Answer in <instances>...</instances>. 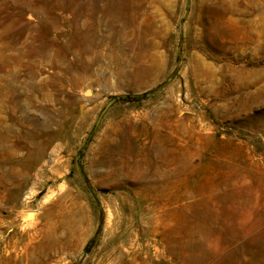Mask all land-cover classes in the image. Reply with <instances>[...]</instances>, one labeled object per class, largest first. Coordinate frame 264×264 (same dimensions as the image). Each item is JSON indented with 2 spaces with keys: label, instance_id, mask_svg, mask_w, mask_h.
Returning <instances> with one entry per match:
<instances>
[{
  "label": "rangeland",
  "instance_id": "1",
  "mask_svg": "<svg viewBox=\"0 0 264 264\" xmlns=\"http://www.w3.org/2000/svg\"><path fill=\"white\" fill-rule=\"evenodd\" d=\"M0 264H264V0H0Z\"/></svg>",
  "mask_w": 264,
  "mask_h": 264
},
{
  "label": "bare ground",
  "instance_id": "2",
  "mask_svg": "<svg viewBox=\"0 0 264 264\" xmlns=\"http://www.w3.org/2000/svg\"><path fill=\"white\" fill-rule=\"evenodd\" d=\"M130 15L124 12H102L101 15H97L94 12H84L83 13V21L82 28H84L85 34L84 37L87 40H95L97 42L102 41H112L115 37V29L116 22L120 20H127L131 16H134L133 12H129ZM104 22V26L106 28V32L104 34H96V29L99 28L101 22ZM88 92V91H87ZM13 180H17L18 177L13 175L11 177ZM21 178V177H20Z\"/></svg>",
  "mask_w": 264,
  "mask_h": 264
},
{
  "label": "water",
  "instance_id": "3",
  "mask_svg": "<svg viewBox=\"0 0 264 264\" xmlns=\"http://www.w3.org/2000/svg\"><path fill=\"white\" fill-rule=\"evenodd\" d=\"M111 105H112V101L109 102V103L107 104V106L103 109V111L101 112V114H100V116H99V118H98V120H97V123H96V125H95V128H96L97 125L99 124L101 117H102V116L104 115V113L108 110V108H110Z\"/></svg>",
  "mask_w": 264,
  "mask_h": 264
}]
</instances>
